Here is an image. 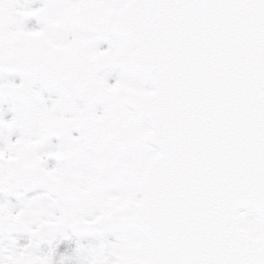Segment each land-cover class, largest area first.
Returning a JSON list of instances; mask_svg holds the SVG:
<instances>
[{"label": "snow or ice", "instance_id": "1", "mask_svg": "<svg viewBox=\"0 0 264 264\" xmlns=\"http://www.w3.org/2000/svg\"><path fill=\"white\" fill-rule=\"evenodd\" d=\"M0 264H264V0H0Z\"/></svg>", "mask_w": 264, "mask_h": 264}]
</instances>
